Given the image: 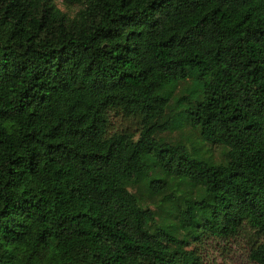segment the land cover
Wrapping results in <instances>:
<instances>
[{"label": "trees", "instance_id": "16d2710c", "mask_svg": "<svg viewBox=\"0 0 264 264\" xmlns=\"http://www.w3.org/2000/svg\"><path fill=\"white\" fill-rule=\"evenodd\" d=\"M63 1L0 0V264H264V0Z\"/></svg>", "mask_w": 264, "mask_h": 264}, {"label": "rangeland", "instance_id": "374dc122", "mask_svg": "<svg viewBox=\"0 0 264 264\" xmlns=\"http://www.w3.org/2000/svg\"><path fill=\"white\" fill-rule=\"evenodd\" d=\"M63 0H56L57 6L64 12H74L75 8H68ZM111 127L116 129H132L133 125L129 120L124 119L122 115L112 114ZM181 132V133H180ZM192 131L185 128L182 131L167 135L168 139L177 140L179 138H190ZM251 234L243 235L230 240H209L204 246L189 249H195L200 258V264H255L249 260ZM264 243V236L258 240Z\"/></svg>", "mask_w": 264, "mask_h": 264}]
</instances>
